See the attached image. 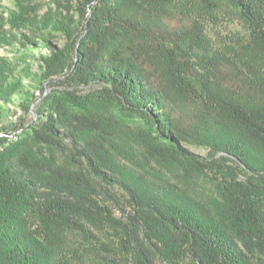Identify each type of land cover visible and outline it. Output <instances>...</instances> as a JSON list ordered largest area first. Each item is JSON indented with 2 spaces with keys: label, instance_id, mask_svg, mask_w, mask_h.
Instances as JSON below:
<instances>
[{
  "label": "trees",
  "instance_id": "16d2710c",
  "mask_svg": "<svg viewBox=\"0 0 264 264\" xmlns=\"http://www.w3.org/2000/svg\"><path fill=\"white\" fill-rule=\"evenodd\" d=\"M44 1L0 5V264H57L50 234L96 238L103 222L129 252L105 248L106 264H264V76L210 48L200 24H171L169 0ZM227 1L264 53V0ZM89 95L144 124L148 164L211 182L217 212L122 169L111 133L75 108ZM13 105L21 116L5 124Z\"/></svg>",
  "mask_w": 264,
  "mask_h": 264
},
{
  "label": "rangeland",
  "instance_id": "374dc122",
  "mask_svg": "<svg viewBox=\"0 0 264 264\" xmlns=\"http://www.w3.org/2000/svg\"><path fill=\"white\" fill-rule=\"evenodd\" d=\"M15 0H0L3 11L14 8ZM43 9L55 8L56 4L45 0ZM169 12L171 24L182 25L191 28L196 23L200 24L204 35L207 37L208 46L214 50L222 51L229 55L244 71L252 68L255 73L264 76V53L252 47L250 30L248 25L240 17L237 10L227 0H169ZM54 43L58 46L63 44L61 37H57ZM129 40H121L119 46L127 48ZM47 53L41 49L35 52V57ZM2 54L14 60L19 59L21 54L16 49H4ZM32 67V73H39V62L36 58L28 59ZM26 63H22L24 67ZM230 84L238 82L237 72L228 70L226 73ZM27 85L35 87L34 83L26 80ZM51 90L48 91L50 93ZM37 94H40L39 92ZM11 113L5 124L16 123L21 116V111L15 106H10ZM77 110L89 112L99 120L111 136L110 139L112 159L122 169L131 174L146 175L150 180L169 182L178 185L191 196L205 203L213 213H216L221 205V196L217 188L204 177L188 179L180 173L173 164L159 165L151 161L147 163L143 135L146 131L144 124L130 118L120 112L113 105L100 102L93 95L76 103ZM15 134L13 133L12 136ZM198 154L205 155L206 150L193 147ZM48 155L50 151H46ZM35 224H39L35 219ZM96 238L85 237L75 231H57L50 237V242L56 251L57 264H106L103 257L107 255L105 248L112 249L119 258L129 256L124 248L121 234L109 223L103 222L91 228ZM179 264H194L189 259H184Z\"/></svg>",
  "mask_w": 264,
  "mask_h": 264
}]
</instances>
